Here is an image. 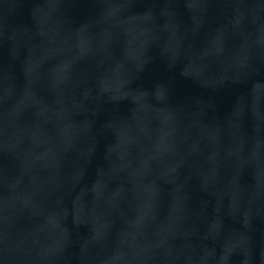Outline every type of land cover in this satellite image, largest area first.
<instances>
[{"label":"water","instance_id":"1","mask_svg":"<svg viewBox=\"0 0 264 264\" xmlns=\"http://www.w3.org/2000/svg\"><path fill=\"white\" fill-rule=\"evenodd\" d=\"M0 264H264V0H134L0 151Z\"/></svg>","mask_w":264,"mask_h":264}]
</instances>
